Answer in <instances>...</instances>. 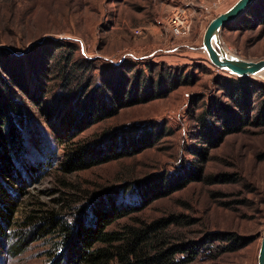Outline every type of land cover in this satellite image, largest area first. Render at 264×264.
I'll return each mask as SVG.
<instances>
[{
  "label": "rangeland",
  "instance_id": "rangeland-1",
  "mask_svg": "<svg viewBox=\"0 0 264 264\" xmlns=\"http://www.w3.org/2000/svg\"><path fill=\"white\" fill-rule=\"evenodd\" d=\"M234 1L0 0V96L19 111L10 113L9 123L18 133L16 156H10L9 176L0 174V211L9 206L13 215L7 233L0 234V264H59L58 233L38 231L26 238L28 226L19 222L24 213L51 210L70 221L91 202L110 199L136 205L132 215L141 219L178 214L183 223L170 225L171 239L209 236L185 264H257L264 224V126L251 118L264 98V73L234 77L263 86L254 90L250 84L247 123L213 144L198 120L210 101L235 108L219 83L220 76H233L211 64L201 45L208 20ZM176 10L189 21L181 34L168 24ZM219 40L240 57L264 58V0H253L219 31ZM67 64L72 71L61 74L59 67ZM115 66L112 79L123 70L128 87L135 80L141 88L147 81L154 85L162 77L165 94L143 99L140 88L138 102L73 132L75 123L68 125L66 113L72 103L76 109L72 97L81 90L83 100ZM10 67L21 70L18 81ZM136 70L141 74L134 75ZM146 131L148 137H142ZM112 133L121 138L115 147L132 151L80 169L67 167L74 143L105 149ZM157 178L170 191L151 198ZM124 184L125 193L118 192ZM226 244L233 249L219 251Z\"/></svg>",
  "mask_w": 264,
  "mask_h": 264
},
{
  "label": "trees",
  "instance_id": "trees-1",
  "mask_svg": "<svg viewBox=\"0 0 264 264\" xmlns=\"http://www.w3.org/2000/svg\"><path fill=\"white\" fill-rule=\"evenodd\" d=\"M18 67L21 68V64ZM116 67L111 68V74L101 72L102 83H98L91 88L83 100L80 99V93H83L81 90L77 92L78 95L76 94L74 95L75 97H72L77 103L76 109L72 110V103L67 108L66 113L70 119L68 125L71 126L72 123H75L71 126L73 132L81 129L82 125L86 123L89 124L100 118L113 115L117 108L125 104L138 102L141 98L137 96L139 93V95L144 97L143 99L159 97L165 94V91L162 90L164 83L160 81L162 77H160V80H156L154 85L151 81L150 83L147 81V84L141 88L137 80H135L128 87L129 82L123 70L122 72L119 71L117 77L112 79ZM72 69L69 64L59 67L61 74L66 71H72ZM127 70H131V68L127 67ZM8 71L11 75L10 77L16 81H18L17 77H22L21 70L17 71L16 67H10ZM141 72V70H138L134 75H140ZM168 79L171 82L170 75ZM219 80L222 88L221 94L230 98L235 108L220 101H210L200 111L198 120L201 130L207 135L206 140L213 144L220 141L224 134L237 130L239 126L249 120L253 95L250 84L254 90H260L263 87L262 84L256 81L240 80L231 76H220ZM73 93L75 94V92H71V94L66 96V99L71 97ZM79 108L81 112L78 114L77 109ZM255 110L251 119L257 125L264 126V98L258 102ZM18 112L17 104L0 96V141H3V144L0 145V174L2 176H7V171L11 169L10 156H16L15 149L17 147L15 142L18 133L17 130L15 132L13 129L11 130L9 123L11 120L10 113L16 114ZM143 136L148 137V132L143 133ZM138 138H140L139 135L136 139ZM120 140V136L117 138L116 134L112 133L105 140V149L89 144L74 143L76 147H71L66 154L67 167L80 169L83 166L102 162L114 154L118 156L117 154L130 153L133 147L127 150L120 146L121 149L115 147L117 143H120ZM133 141L132 138L130 144L133 145ZM145 145H150V141L148 140ZM4 149L5 151H3ZM2 159L5 163H2ZM156 181L155 187L150 186L151 189L149 191L155 189L151 192V198L170 191V189L168 190L165 187L162 189V182H165V180L161 182L157 178ZM121 186L122 188L118 192L125 193L128 184ZM133 188L135 191L134 185H132ZM97 194L98 196L94 197V199L101 196L100 192ZM148 196H151V194L149 193ZM148 196L142 197L146 200ZM99 203H101V199ZM135 207L136 205L129 203H115L110 199L108 202L105 201V203L97 205H92L91 202L85 212H76L75 217H71L70 221L67 218H61L59 212L43 210L42 213L26 212L21 216L19 222L28 226L26 228L27 230L29 229L26 238H34L35 233L38 231H40V235L54 231L58 233L61 241V251L57 255L59 264H185L192 260L202 245L210 239L209 236L205 235L199 240H192L180 237L178 234L171 239L170 234H168L170 225L183 223L178 214H170L150 220L141 219L132 215L136 213L133 211L138 209ZM10 211L9 206H3L0 211L1 235L7 233L5 231L6 226L11 224L10 221H12L13 215ZM226 237L229 238L228 236ZM16 246L18 247L17 242L14 250L17 249ZM230 249L233 248L226 244L220 246L219 251ZM178 253L180 255H177Z\"/></svg>",
  "mask_w": 264,
  "mask_h": 264
},
{
  "label": "water",
  "instance_id": "water-1",
  "mask_svg": "<svg viewBox=\"0 0 264 264\" xmlns=\"http://www.w3.org/2000/svg\"><path fill=\"white\" fill-rule=\"evenodd\" d=\"M253 0H235L225 10L211 17L206 23L201 45L207 59L218 69L227 71L233 77L250 78L264 73V58L248 59L227 51L219 40V31L235 21ZM257 264H264V224L256 256Z\"/></svg>",
  "mask_w": 264,
  "mask_h": 264
},
{
  "label": "built area",
  "instance_id": "built-area-1",
  "mask_svg": "<svg viewBox=\"0 0 264 264\" xmlns=\"http://www.w3.org/2000/svg\"><path fill=\"white\" fill-rule=\"evenodd\" d=\"M168 24L173 34H181L187 31L189 21L182 12L176 10L168 18ZM138 30L135 29V32Z\"/></svg>",
  "mask_w": 264,
  "mask_h": 264
}]
</instances>
